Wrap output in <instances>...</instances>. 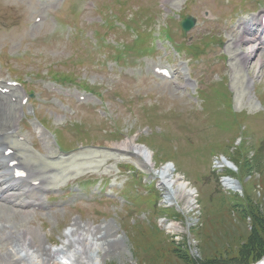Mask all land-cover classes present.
<instances>
[{
  "label": "rangeland",
  "instance_id": "1",
  "mask_svg": "<svg viewBox=\"0 0 264 264\" xmlns=\"http://www.w3.org/2000/svg\"><path fill=\"white\" fill-rule=\"evenodd\" d=\"M260 1L47 0L41 5L37 0H0V80H23L33 92V99L16 114L26 139L19 144L28 161L48 172L50 190L49 202L42 196L45 209L12 210V218L19 220L14 224L31 231L36 245L52 249L61 247L74 223L90 226L97 244L103 242L100 234L108 241L97 247L102 264H237L233 261L254 233L253 218L264 219V64L253 54L247 67L238 60L231 64L234 48L227 41L235 35L225 27L235 29L257 17L264 11L263 6L256 11ZM138 6L153 20L152 29L167 26L173 42L198 50L208 44L205 58L188 63L161 39L156 45L162 55L114 63L100 36L105 35L106 45L116 46L133 35L122 28L107 32L109 13L126 22ZM210 13L219 17L218 23L206 19ZM37 14L46 17L41 25L33 23ZM186 15L196 26L182 39L179 23ZM70 26L76 32L66 39ZM95 31L97 36L86 39ZM249 48L239 46L238 51L245 54ZM153 65L168 67L172 79L154 77ZM52 72L73 73L98 97L77 91L85 97L78 102L49 91L46 87L55 85L48 80ZM15 90L24 94L22 88ZM65 90L76 91L70 86ZM199 91L209 99L208 110L201 111ZM38 122L52 132L61 130V143L72 151L62 155L52 133L48 138L41 133L52 149L45 157L50 151L34 127ZM134 147L146 149L147 159L137 156ZM223 158L233 163L236 192L227 194L219 185L218 174L229 173L216 169V161ZM120 164L138 170L134 178L142 186L133 194L151 202L124 203L119 190L127 178L119 173ZM165 167L178 180L173 186L177 193L170 198L161 178ZM81 180L108 184L102 188L94 183L84 190L76 184ZM179 183L186 184L185 191ZM3 253L0 264H10Z\"/></svg>",
  "mask_w": 264,
  "mask_h": 264
},
{
  "label": "bare ground",
  "instance_id": "2",
  "mask_svg": "<svg viewBox=\"0 0 264 264\" xmlns=\"http://www.w3.org/2000/svg\"><path fill=\"white\" fill-rule=\"evenodd\" d=\"M248 23V21L244 22L237 31H234L231 28H227L235 35L229 37V43L233 46V48H238L239 46L249 48V46L251 47L252 44L258 45L256 49H253L251 47L248 51L246 50L247 53L245 54L244 52H239L238 54L234 53L235 55L233 56V59H238L239 64H241L242 67H247L250 60V54H253V58L256 57L260 64H264V56L262 57V54H264V45L262 38L256 37L254 33H252V35L248 39H244L242 36V29ZM2 85L0 84V90L7 88L6 85ZM11 96L14 97V95ZM6 98L7 97H4L0 94V194L1 197H3L2 201L4 203H12L11 201H13V196L4 198L6 194L4 195L3 192L16 190L17 193L14 195L16 196L17 201V199H22L24 198L23 196H27L28 193L34 191V189H31L30 191L25 192L19 189V185L14 182L15 169L27 171V179L33 178L31 182H36L38 180L41 181L40 189H43L45 178L43 174H41V172L37 170L36 167L29 161L27 162L26 159L22 157V155L20 156L18 154L16 158V154L13 152L9 156H4V152L7 149H10L7 145V137L8 135H12L15 133L16 124L18 123V117L15 114V111L17 110L16 105H12L11 103H9ZM12 120H14L15 122ZM16 150L18 152V150H21V148L18 146ZM134 150L137 156L140 155L143 158L147 159L148 152L146 149L142 147H134ZM11 161H17V165L14 167H9L8 163ZM167 169L169 170V168H163V170L161 171V178L163 180V183L166 184L167 188L170 189L168 190L167 194V197L170 198L172 195L177 193V191H174L173 186L177 183L178 180H174L171 176H169L168 173L170 172ZM227 184L229 186H234L232 182H227ZM3 186H6V188L3 189ZM177 186L180 190L184 191L187 187L185 183H179ZM186 192L187 194H189L188 196L193 195V192L191 190H186ZM12 204H16V202ZM36 204H38L37 200H31L27 203H17V205L19 206L26 207ZM15 212H17V210H15ZM15 212H12L11 208H7L0 202V240H3L1 242V253H3L2 251H4L3 254L8 257L10 264H102L97 255V247L100 245H106L105 243L108 241L105 239L104 243V236L100 234L99 237L103 240V242L102 244H97L95 242L96 239L94 240V228L86 225H81L79 223H74L71 229H68L69 231L65 233V240L63 241L61 247H57L56 249L47 248L42 243L36 245L33 234H31V231H29L27 228H25L24 226L20 227L15 225L18 224L19 221L17 218L16 220L12 218L14 214H11ZM71 245L72 248L70 249L69 246ZM87 250L91 251V253L88 254ZM257 264H264V258L261 259Z\"/></svg>",
  "mask_w": 264,
  "mask_h": 264
},
{
  "label": "trees",
  "instance_id": "3",
  "mask_svg": "<svg viewBox=\"0 0 264 264\" xmlns=\"http://www.w3.org/2000/svg\"><path fill=\"white\" fill-rule=\"evenodd\" d=\"M252 225L254 226V233L249 236L247 242L240 249L237 259L233 261L237 264H254L264 257V219L260 217L253 218ZM202 264L212 263L206 261Z\"/></svg>",
  "mask_w": 264,
  "mask_h": 264
},
{
  "label": "water",
  "instance_id": "4",
  "mask_svg": "<svg viewBox=\"0 0 264 264\" xmlns=\"http://www.w3.org/2000/svg\"><path fill=\"white\" fill-rule=\"evenodd\" d=\"M188 21H184V23H183V28L185 29V30H187V29H189L190 28V23H187Z\"/></svg>",
  "mask_w": 264,
  "mask_h": 264
}]
</instances>
